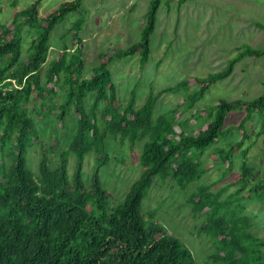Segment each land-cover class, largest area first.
Listing matches in <instances>:
<instances>
[{"label": "trees", "instance_id": "obj_1", "mask_svg": "<svg viewBox=\"0 0 264 264\" xmlns=\"http://www.w3.org/2000/svg\"><path fill=\"white\" fill-rule=\"evenodd\" d=\"M42 1L19 11L10 24L0 25V264H196L192 251L156 223L154 211L143 215L142 204L156 178L176 180L182 189L202 179L211 169L203 167L202 158L219 142L226 117L235 110L247 112L234 126L241 138L217 149V156L231 171L232 156L241 151L243 162L236 184L242 188L222 200L224 189L212 192L211 185L204 184L188 202L195 214L208 213L200 231L216 246L209 256L212 264H264V240L252 234L254 220L246 215L245 205L232 202L253 178L248 150L241 148L250 137L246 124L252 114L264 116V95L252 101L220 100L199 109L192 114L197 133L187 131L189 121H181L176 109L153 118L164 94L186 91L177 108L187 104L192 110L213 84L233 74L237 60L262 57L264 49L246 46L220 73L193 77L157 94L152 90L145 105L136 109L133 94L125 105L118 102L109 67L115 59L137 54L142 67L148 63L161 0L151 2L141 42L114 52V57L100 54L99 65L87 78L83 77L85 62L79 46L81 19L71 29L79 47L70 53L64 46L60 56L49 58L51 34L69 14L81 9L82 0L64 3L40 20ZM256 25L264 30V25ZM35 28L38 34L28 56L23 57L24 31ZM90 94L94 99L88 108ZM32 103L44 119L55 114L61 128L72 115L77 124L65 151L55 153L54 147L46 153L42 149L37 171L29 161L32 150L42 147L30 113ZM110 136L131 146L147 140L141 156L143 172L123 202L116 205L100 180V170L110 160L106 143ZM91 152H96L97 163L87 185L82 171ZM71 154L76 156L72 176L68 172ZM53 155L57 156L55 162ZM248 188L245 200L264 198V178Z\"/></svg>", "mask_w": 264, "mask_h": 264}, {"label": "rangeland", "instance_id": "obj_2", "mask_svg": "<svg viewBox=\"0 0 264 264\" xmlns=\"http://www.w3.org/2000/svg\"><path fill=\"white\" fill-rule=\"evenodd\" d=\"M35 1L3 0L0 5V25L10 24L19 11L28 8ZM71 1L73 0H43L39 6L40 20ZM151 2L152 0H82L81 9L69 14L51 34L50 60L60 56L64 46L69 48L70 53L77 48L71 29L81 19L83 26L79 39L82 42L79 46L85 62L83 77H89L93 68L100 63V54L112 55L141 42ZM257 23L264 25V0H187L184 3L179 0H161L155 31L151 37L148 63L142 67L141 57L137 54L134 57L115 59L110 64L118 102L125 105L133 94L135 107L140 109L152 90L157 94L190 78H206L220 73L246 46L264 49V30L258 28ZM24 33L22 51L23 57H26L38 29H27ZM47 67L48 64L44 66L43 72ZM194 90L193 88L190 93ZM185 92L164 94L157 101L153 118L156 120L169 110L176 109V115L181 121H189L187 131L197 133L199 128L193 121L192 114L199 109L220 100L252 101L264 95V56H246L237 60L233 74L213 84L192 110L186 108L187 104L177 108L183 102ZM93 99L94 94H90L86 100L88 108ZM38 110L32 103L30 113L36 121L42 145L33 149L29 156L30 166L35 171L42 149L46 153L54 147L55 153L65 151L77 127L74 115L61 128L55 114H49L44 119L38 115ZM101 112L102 109L99 114ZM246 115L244 110H235L227 115L224 133L219 142L202 158L203 167L211 169L199 182L182 189L176 180L156 178L143 201V215L146 217L147 213L154 211L156 223L165 227L168 233L180 239L192 251L196 264H212L209 256L215 252L216 246L210 236L200 231L208 213L195 214L188 199L204 184H210L212 192L224 189L222 200L242 188V184H236L243 162L241 151L233 154L230 171L228 165L222 163L217 156V149L227 148L241 138L240 131L234 126ZM100 124L103 126L101 119ZM246 130L250 137L241 150H248L247 164L253 169V178L249 180L247 189L236 195L232 202L246 206V215L254 220L252 234L264 240V198H243L248 187L264 178V116L253 113L246 124ZM146 141L145 139L131 146L127 141L108 137L106 143L110 160L101 168L100 180L110 193L113 205L121 204L140 178L143 172L141 156ZM53 160H57L56 155H53ZM96 161V152H91L85 158L82 176L87 185L91 182ZM75 167L76 156L71 154L68 159L70 176Z\"/></svg>", "mask_w": 264, "mask_h": 264}]
</instances>
